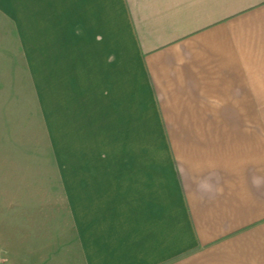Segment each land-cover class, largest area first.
I'll list each match as a JSON object with an SVG mask.
<instances>
[{"label": "crops", "instance_id": "0c3cea01", "mask_svg": "<svg viewBox=\"0 0 264 264\" xmlns=\"http://www.w3.org/2000/svg\"><path fill=\"white\" fill-rule=\"evenodd\" d=\"M4 58L59 114L43 264H264V0H0Z\"/></svg>", "mask_w": 264, "mask_h": 264}, {"label": "rangeland", "instance_id": "374dc122", "mask_svg": "<svg viewBox=\"0 0 264 264\" xmlns=\"http://www.w3.org/2000/svg\"><path fill=\"white\" fill-rule=\"evenodd\" d=\"M29 78L26 58H4L0 73V264H43L49 259L46 251L62 241L58 238L60 216L50 205L57 177L54 170L59 165V138L54 134L59 114L53 112L52 126H47L43 97L38 89L33 92ZM54 226V237L46 238L44 231ZM34 246L39 255H34ZM60 259L56 257L55 263ZM68 263L75 264L74 255Z\"/></svg>", "mask_w": 264, "mask_h": 264}]
</instances>
